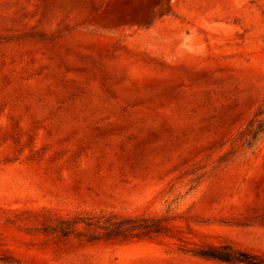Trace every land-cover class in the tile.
Segmentation results:
<instances>
[{"label": "rangeland", "instance_id": "374dc122", "mask_svg": "<svg viewBox=\"0 0 264 264\" xmlns=\"http://www.w3.org/2000/svg\"><path fill=\"white\" fill-rule=\"evenodd\" d=\"M264 0H0V264H230L264 255ZM176 236L89 242L58 216ZM82 227V225H79Z\"/></svg>", "mask_w": 264, "mask_h": 264}, {"label": "trees", "instance_id": "16d2710c", "mask_svg": "<svg viewBox=\"0 0 264 264\" xmlns=\"http://www.w3.org/2000/svg\"><path fill=\"white\" fill-rule=\"evenodd\" d=\"M264 136V101L242 132L245 149H252ZM82 225V227H79ZM45 232L60 238L74 234L89 242L99 240L131 241L159 235L176 236L167 218L144 214L78 213L68 217L58 216L46 223ZM190 252L198 257L230 264H264V255L237 247L232 243H203Z\"/></svg>", "mask_w": 264, "mask_h": 264}]
</instances>
